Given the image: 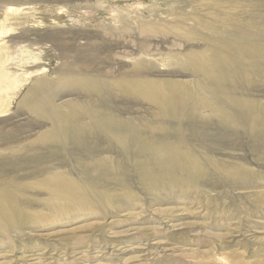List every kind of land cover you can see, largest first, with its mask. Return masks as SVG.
<instances>
[{"label":"rangeland","instance_id":"rangeland-1","mask_svg":"<svg viewBox=\"0 0 264 264\" xmlns=\"http://www.w3.org/2000/svg\"><path fill=\"white\" fill-rule=\"evenodd\" d=\"M52 1L0 0V77L5 76L3 87L10 86L6 95L0 94V103L9 105L0 115V186L10 183L21 187V199L17 202L27 215L18 231L0 232V264L262 261L263 135L246 127L229 126L207 110L179 124L160 116L154 105L116 92L97 96L59 89L53 103L63 111H66L64 104L71 101L95 106L129 123L128 127H120V133L130 132L132 139L148 138L149 134L151 137L153 129L157 140L177 143L178 133L186 138L185 142L195 150L210 175L198 189L186 194L180 191L160 194L147 187L141 174L146 163L160 169V162L139 151L138 145L126 153L107 135L87 132L81 137L71 136L60 146L38 147L35 141L51 124L33 118L21 102L37 91L42 99L37 89L39 80H46L57 89L61 78L73 74L94 76L101 83H108L122 72H130L137 57L148 56L139 52L143 41L139 27L143 24L182 23L200 30L197 22L201 26L203 21H210L232 40L264 44V0ZM17 6L22 8L7 9ZM224 17L227 21L222 24ZM168 38L163 44H158L160 39H152L150 54L155 55L148 57L150 69L143 76L214 88L188 68L179 69L175 59L168 61V53L185 54L191 46L179 37V40L174 36ZM120 43L126 47L116 49ZM205 46L201 40L193 49L206 50ZM132 54L135 55L130 57ZM257 59L258 66L264 69L260 58L245 57L242 65L250 68ZM243 84L229 83L225 88L232 92L231 98L237 96L264 108V74L254 75ZM44 107L50 113L49 105ZM82 121L89 122L87 118ZM133 130L135 133H131ZM211 162L228 167L242 164L256 179L238 186L224 172L214 169ZM174 171L183 173L179 169ZM56 174H65L85 187L90 206L77 204L62 212L60 208H52L49 195L37 184ZM128 191L135 194L136 201L126 199Z\"/></svg>","mask_w":264,"mask_h":264},{"label":"bare ground","instance_id":"bare-ground-1","mask_svg":"<svg viewBox=\"0 0 264 264\" xmlns=\"http://www.w3.org/2000/svg\"><path fill=\"white\" fill-rule=\"evenodd\" d=\"M19 8L17 6V8L7 9L10 11H18L20 10ZM221 20L222 22H219L225 24L224 22L227 21V17ZM203 22L201 26H199L198 22L196 23L198 28H202H200V30L193 29L192 27H185L182 23L171 26L156 24L141 25L139 27V32L143 36V41L139 48V52L148 56L137 57V62L132 66L130 72H122L116 79L108 83H101L98 78L94 76L73 74L64 79L61 78V82L57 84V89H54L52 83H47L45 82L46 80H39V87H37V89L39 88L42 99L40 100L38 97L37 91L36 94H28L21 102V106L26 109L33 118L49 121L51 124L48 130L39 135L34 145L38 147L42 145L49 146V144L60 146L67 143L69 139L71 140V136L77 138L81 137L83 133L85 134L88 132L94 134V132H98L114 140L126 153L131 152L130 150L133 145H138L140 148L139 151L146 153L149 157H154V160L160 162H158L160 169H155L150 164L146 163L143 165L141 171L147 187L155 190L156 193L161 194L162 192L168 191L173 194L176 191H180L186 194L198 189L199 184L203 183L202 181L204 178H208L210 171L205 164L198 160L195 150L187 145L184 140L185 137L183 138L181 133H178L177 143L157 140L155 132L153 133L155 129L152 130L151 137H149V134L148 138H146V136L144 139L139 140V137L136 136L132 139L131 136H129L130 132H127V134L120 133L122 132L120 127H128L127 124L129 123L120 120L115 115L104 113L95 106L93 107L92 105L77 101L64 104L66 111H63L61 106H57L53 103V98L61 88L81 91L89 95L97 96H105L107 93L116 92L118 95L121 94L154 105L159 110L160 116L165 117V119H173L179 122V124L189 117H198V112L207 110L212 117L218 118L229 126L238 128L246 127L250 132L264 136V108L254 102L237 96L236 98H231L230 95L232 92L225 88L229 83L245 84L249 82L254 75L264 74V69L258 66L259 59L253 61L254 64H252L250 68L243 67L242 65V60L245 57H253L254 59L260 58L264 61V44L253 45L247 44V42L245 43L242 39L232 40L231 37L224 34L225 32H223L222 28L219 29L210 21ZM205 30L209 32H207L208 35L205 33ZM225 30L229 31V29ZM168 36L179 37L184 40L186 44L191 45L188 52L185 54H175L173 51L168 53V61L169 59H175V62H179V69L188 68L192 73L201 76L204 81L213 84L214 88L207 89L202 83L192 87L193 85L191 84L192 86H190V82L188 83L186 81L172 79L160 81L158 79H150L143 76L145 75L144 73L150 69L151 61L148 57L155 55L150 54L151 44L154 42L152 39H160L158 44H163L169 39ZM201 40L205 42V47H207V49H200L201 51L193 49L195 48V44L197 45L198 41ZM256 40H258L257 37ZM125 47L126 45L120 43L119 46H116V49ZM134 55L135 54H132L130 57ZM1 77L0 94L6 95L8 90H10V86L3 87L1 82L5 76ZM195 84L197 85V83ZM31 92H33V90ZM45 104L49 105L51 109L50 113L46 111L44 107ZM4 105L5 104L0 103V115L4 114L9 107V105ZM84 118L89 120L87 124L82 123L84 122L82 121ZM155 126L158 127V125ZM135 131L136 130H133L131 133H135ZM262 138L264 139V137ZM223 164L222 166H218V163L215 165L211 162V166L214 169L219 172H224L226 174L225 177L230 178L232 181L234 180V182H238L236 183L237 185L256 179L248 168L241 166L242 164L239 166L236 165L235 167H228ZM174 169H179L183 173H177ZM37 187H41L47 192L51 199L52 208H60V212L65 211L64 208H68L69 210L73 205L81 204L87 208L91 204L87 189L75 180L65 176V174L53 175L39 182ZM195 192H197V190ZM126 195V199L137 198L132 191H128ZM19 199H21V187H19V185L8 183L0 186V232L3 234H8L10 229L17 230L26 220L25 216L27 215L20 209L21 206L19 207L18 205L19 203L17 201ZM135 199L134 201L137 200ZM123 200H125V198H123ZM115 203L116 202H114V204ZM109 204L112 205V203ZM259 261L247 264H264V259ZM235 264L244 263L236 260Z\"/></svg>","mask_w":264,"mask_h":264}]
</instances>
